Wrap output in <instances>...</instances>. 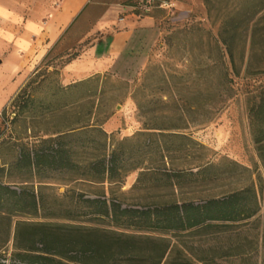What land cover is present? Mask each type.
<instances>
[{"label": "trees", "instance_id": "obj_1", "mask_svg": "<svg viewBox=\"0 0 264 264\" xmlns=\"http://www.w3.org/2000/svg\"><path fill=\"white\" fill-rule=\"evenodd\" d=\"M219 41L225 48L224 52L219 49V57L223 59L226 55V69L222 73L230 97L233 78L241 72L264 73V0L231 2L226 10V39L221 35L218 40L210 37L206 44L218 47ZM46 69L48 73L49 67ZM210 70L207 64L194 70L198 81L196 110H199L200 97L209 88ZM38 71L35 68L32 75ZM82 84L58 86L64 101L47 110L75 105L94 94L76 95L73 90ZM172 84L170 102L182 119L191 105L179 92V83ZM159 90L158 104L163 101ZM22 91L20 88L2 113L7 108L18 113L29 109L33 98L27 95L21 102ZM139 108L144 107L139 105ZM147 111L154 116L162 109ZM247 117L255 150L264 162V88L249 98ZM101 126L102 123L82 124L20 146L14 164L18 169L39 179L71 177L102 189L94 197L84 194L66 197V194L47 195L29 186L16 190L0 182V212L9 218H18L13 252L10 257L0 254V264H264V230L259 229L264 218L259 204L261 186L257 190L250 183L201 201L127 204L120 190L130 172L139 171L132 190L181 188L196 182L207 184L215 176H212L211 164L205 161L198 162L195 171L177 168L170 173L162 168L169 153H186L188 146L196 144L183 133L185 127L177 128L181 132L172 133L160 124H146L144 130L155 132H138L136 139H122L113 146L111 136ZM140 152L148 155L144 167L141 162L132 161ZM87 155L92 158L84 160ZM223 229H226V250L188 246L180 240L191 233ZM169 235L178 240L173 242Z\"/></svg>", "mask_w": 264, "mask_h": 264}, {"label": "rangeland", "instance_id": "obj_2", "mask_svg": "<svg viewBox=\"0 0 264 264\" xmlns=\"http://www.w3.org/2000/svg\"><path fill=\"white\" fill-rule=\"evenodd\" d=\"M128 1L135 7L140 0ZM233 1L237 0H155L154 8L145 13L152 17L153 26L134 33L111 69L89 77L73 90L76 95L94 94L75 105L54 111L47 108L62 103L65 97L58 90V86H61L59 71L53 70H60L99 38L100 31L90 32L83 41L78 42L92 29L106 6L91 9L71 29L70 35L58 42L40 62L36 75H32L35 67L31 66V61L21 65L20 61L3 63L0 59V182L16 190L23 186L41 189L47 195L66 194V197H70L84 194L85 197H94L102 189L101 186L71 177L39 179L18 169L14 164L20 146L31 144L39 138H48L70 127L99 123L111 136L114 146L122 139H136L138 132H155L143 127L157 123L167 128L166 132L172 133L181 132L177 128L185 127L183 133L196 143L188 146L186 153H169L162 168L170 173L177 168L195 171L198 162L205 161L211 164V173L215 177L207 184L196 182L181 188L132 190L139 171L130 172L120 190L125 203L201 201L205 197L222 196L227 191L253 183L257 190L260 186L262 188L259 204L264 211V162L255 150L247 117L249 98L264 88V73L247 75L241 72L233 78L229 97L222 73L226 69V55L223 59L219 57V49L224 52L225 48L220 41L218 47L206 44L210 37L218 40L221 35L226 39V10ZM135 11L141 13L136 8ZM3 42L5 40L0 36V43ZM202 64L211 68L210 81L209 88L200 97L199 110H196L194 102L197 99L198 81L194 70ZM46 67L50 68V74L46 72ZM173 82L179 83V92L187 97L191 105V109L185 111V117L180 116L182 119H179V112L170 102ZM20 88H23L21 102L29 95L33 98V104L23 113L13 108H7L2 113ZM157 88H160L163 100L160 104L156 102ZM139 105L144 108L140 109ZM149 108H161L162 112L153 116L147 111ZM106 115L109 117L104 121ZM147 156L140 152L132 161L141 162L144 167ZM91 158L87 155L84 160ZM104 189L106 191L107 186ZM17 219L0 212V254L7 257L13 252ZM259 229L264 230V218ZM225 230L191 233L180 240L188 246L226 250ZM167 237L173 242L178 240L170 235Z\"/></svg>", "mask_w": 264, "mask_h": 264}, {"label": "crops", "instance_id": "obj_3", "mask_svg": "<svg viewBox=\"0 0 264 264\" xmlns=\"http://www.w3.org/2000/svg\"><path fill=\"white\" fill-rule=\"evenodd\" d=\"M99 6L106 8L78 42L90 32L100 31L101 35L64 64L58 79L62 86H69L108 71L134 33L153 26L152 17L137 13L128 0H0V36L5 40L0 43L1 61H20L21 65L31 61L36 68L91 9Z\"/></svg>", "mask_w": 264, "mask_h": 264}, {"label": "built area", "instance_id": "obj_4", "mask_svg": "<svg viewBox=\"0 0 264 264\" xmlns=\"http://www.w3.org/2000/svg\"><path fill=\"white\" fill-rule=\"evenodd\" d=\"M155 6V0H140L135 4V8L141 13L150 12Z\"/></svg>", "mask_w": 264, "mask_h": 264}]
</instances>
